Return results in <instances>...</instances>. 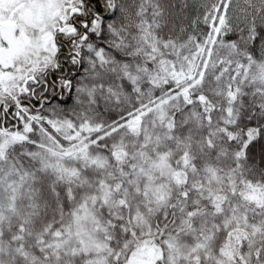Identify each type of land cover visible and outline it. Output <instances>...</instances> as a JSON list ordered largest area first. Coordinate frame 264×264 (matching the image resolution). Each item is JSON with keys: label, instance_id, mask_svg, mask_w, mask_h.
Listing matches in <instances>:
<instances>
[{"label": "snow or ice", "instance_id": "snow-or-ice-1", "mask_svg": "<svg viewBox=\"0 0 264 264\" xmlns=\"http://www.w3.org/2000/svg\"><path fill=\"white\" fill-rule=\"evenodd\" d=\"M175 8L0 0V264H264V0Z\"/></svg>", "mask_w": 264, "mask_h": 264}, {"label": "rangeland", "instance_id": "rangeland-1", "mask_svg": "<svg viewBox=\"0 0 264 264\" xmlns=\"http://www.w3.org/2000/svg\"><path fill=\"white\" fill-rule=\"evenodd\" d=\"M173 2L176 4V8L173 11L179 12V8L183 0H173ZM189 3H192V0H189Z\"/></svg>", "mask_w": 264, "mask_h": 264}, {"label": "trees", "instance_id": "trees-1", "mask_svg": "<svg viewBox=\"0 0 264 264\" xmlns=\"http://www.w3.org/2000/svg\"><path fill=\"white\" fill-rule=\"evenodd\" d=\"M191 10V9H190Z\"/></svg>", "mask_w": 264, "mask_h": 264}]
</instances>
